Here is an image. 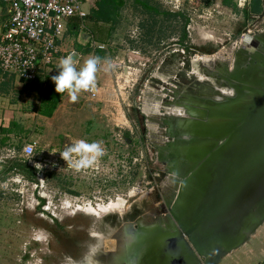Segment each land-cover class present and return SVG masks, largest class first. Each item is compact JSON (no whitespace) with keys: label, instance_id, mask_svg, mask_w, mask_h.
Instances as JSON below:
<instances>
[{"label":"rangeland","instance_id":"1","mask_svg":"<svg viewBox=\"0 0 264 264\" xmlns=\"http://www.w3.org/2000/svg\"><path fill=\"white\" fill-rule=\"evenodd\" d=\"M250 1L232 0L234 6L223 0H184V12L177 16H151L128 4L106 41L91 35L81 44L82 37L77 41L66 32L58 58L80 50L77 69L98 57L94 45H105L95 73L101 88L95 98L81 91L72 101L67 94L66 104L51 117L36 114L37 89L0 88L6 99L0 106L11 102L23 123L16 136L0 134V264H72L91 248V264H98L100 252L115 249L119 221L143 216L150 222L153 212L160 213L175 184L162 176L166 167L158 153L165 131L152 119L184 114L185 107L172 101L201 97L209 85L225 97L235 94L230 84L218 81L222 70L211 65L231 67L244 35L264 31V0L261 13L247 15ZM151 4L173 13L155 0ZM79 29L86 32L85 22ZM59 67L58 60L43 80L51 81ZM79 139L98 142L103 154L77 170L59 152ZM26 143L35 147L31 157L23 154ZM262 251L264 228L247 248L226 255L225 263H258Z\"/></svg>","mask_w":264,"mask_h":264},{"label":"water","instance_id":"2","mask_svg":"<svg viewBox=\"0 0 264 264\" xmlns=\"http://www.w3.org/2000/svg\"><path fill=\"white\" fill-rule=\"evenodd\" d=\"M69 55L75 64L79 54ZM211 66L235 94L209 85L172 101L184 114L152 119L165 131L158 156L175 189L165 217L123 223L106 264H219L264 223V31L244 35L231 67Z\"/></svg>","mask_w":264,"mask_h":264},{"label":"built area","instance_id":"3","mask_svg":"<svg viewBox=\"0 0 264 264\" xmlns=\"http://www.w3.org/2000/svg\"><path fill=\"white\" fill-rule=\"evenodd\" d=\"M92 0H0L8 7V15L0 29V78L14 75L25 82L36 80L42 70L51 69L58 60L59 41L63 40L71 18L85 22ZM167 10H184V0H158ZM104 45L96 44L95 49ZM102 61L97 65L99 67ZM100 82L95 89L82 91L91 98L98 96ZM35 147L23 146V154L31 157ZM264 264V260L256 263Z\"/></svg>","mask_w":264,"mask_h":264},{"label":"trees","instance_id":"4","mask_svg":"<svg viewBox=\"0 0 264 264\" xmlns=\"http://www.w3.org/2000/svg\"><path fill=\"white\" fill-rule=\"evenodd\" d=\"M263 0H251L249 4V9H245L246 14H259L263 10ZM157 2V1H156ZM224 4L226 5H234L232 0H223ZM222 2V3H223ZM158 3V2H157ZM127 1L126 0H96L92 3L90 13L85 19V31L89 36H98L99 40L106 41L108 40L112 33L117 29L121 22V14L124 7H126ZM134 7H140L143 12L149 13L151 16L152 14H166L171 16H177L179 14H183V11L168 13L161 11L159 6H155L151 4V0H133ZM161 5V4H160ZM166 9V8H165ZM167 10V9H166ZM168 11V10H167ZM82 21L78 18H71L69 21L70 31L78 36L79 32L81 31L80 23ZM87 22V24H86ZM105 27L103 28V26ZM108 25V26H106ZM100 29H102L100 31ZM100 35V36H99ZM186 36V33L184 32ZM95 54L98 57H102L104 50L102 49H95ZM45 70H42L41 73L38 75L36 80L32 82H25L26 87L35 88L37 91L40 92L39 98V105L37 107V113L45 116L51 117L54 112L56 111L61 97L65 92L57 93L55 91V84L53 80L51 81H44L43 75ZM46 72V71H45ZM50 78V77H49ZM20 125L15 122L11 121L8 126H1L0 132L1 134H8L13 132V130L19 129ZM7 136V135H5Z\"/></svg>","mask_w":264,"mask_h":264},{"label":"clouds","instance_id":"5","mask_svg":"<svg viewBox=\"0 0 264 264\" xmlns=\"http://www.w3.org/2000/svg\"><path fill=\"white\" fill-rule=\"evenodd\" d=\"M100 61V57L91 56L84 61L82 67L77 69L74 66L73 56L69 55L61 58L59 72L52 77L55 91L57 93L66 91L69 98L75 101L77 94L81 91L94 90L95 73ZM59 154L66 162L72 163L74 161L73 166L79 170L92 165L103 154V149L98 142H87L79 139L65 147Z\"/></svg>","mask_w":264,"mask_h":264},{"label":"crops","instance_id":"6","mask_svg":"<svg viewBox=\"0 0 264 264\" xmlns=\"http://www.w3.org/2000/svg\"><path fill=\"white\" fill-rule=\"evenodd\" d=\"M94 1H96V0H92L91 2H90V5H89V13H90V9H91V6H92V3L94 2ZM127 1V4H126V7H124L123 8V10H122V14H121V21L124 19V13H125V9H127V5L128 4H131L132 5V3H133V0H126ZM155 1H157L159 4H161L164 8H166V6H164L161 2H159L158 0H155ZM3 7V8H2ZM2 7H1V9H0V17L1 18H3V21L5 20V18H6V16L8 15V7L6 6V5H2ZM167 9V8H166ZM121 23V22H120ZM106 26H108V25H106ZM105 27V25L103 26V28ZM70 26H69V23H68V30H67V32H71L70 31ZM102 29H100V31H101ZM75 35V34H74ZM112 35H113V33H112ZM111 35V36H112ZM76 36V39H77V41H79V38L80 37H82V39H80L81 40V44H87V43H89L90 42V39H91V36H89L86 32H82L81 31V33L79 32V34H78V36L77 35H75ZM102 45H104V44H102ZM108 46V45H107ZM81 46H79L78 48H80ZM82 48V47H81ZM104 48H105V45H104ZM97 49H99V48H97ZM102 50H104V49H102ZM62 51H64V49H62ZM78 54H79V59L77 60L78 62H80V60H81V57H82V53L80 52V50H75ZM71 52H74V50L72 49V50H70L67 54H66V56H69V54L71 53ZM65 56V57H66ZM78 62H77V64H78ZM13 76V75H12ZM25 83V81H23L21 78H19V77H11V76H5V77H3V78H0V88L1 89H3L4 87L5 88H10L11 87V89L13 90V89H15V88H20L22 85H25L24 84ZM100 88H101V85H100ZM100 90V89H99ZM2 90H0V92H1ZM99 94V93H98ZM68 95H67V92L65 91V93L62 95V97H61V100H60V104L58 105V106H61V103H63V104H66L65 103V98L67 97ZM6 99L5 98H1L0 97V101H5ZM11 102H8L7 103V107L5 108V106H0V127L1 126H8L9 124H10V122L11 121H15V122H17L18 124H23L19 119H18V117H16V114H15V111H13V108H14V106H13V104H10ZM67 105H69V104H67ZM3 108H5V109H3ZM4 110V111H3ZM36 114H38L37 112H36ZM40 117H43V118H48V117H45V116H42V115H40V114H38ZM21 128V127H20ZM16 130H13V132H11V133H8V134H2V135H14V136H16V132H15ZM0 134H1V132H0ZM264 228V223L262 224V225H260L257 229H256V231L250 236V238L246 241V243H244L242 246H240L238 249H236L235 251H238V250H240V249H242V248H244V247H246L247 248V246H249L250 245V243L260 234V232H261V230ZM235 251H233L232 252V254L235 252ZM262 253L264 254V252L262 251ZM226 260V258L224 259H222V261L219 263V264H226L225 261ZM262 260H264V258L262 259ZM262 260H260V261H262ZM244 264H256V263H254V262H251V261H246Z\"/></svg>","mask_w":264,"mask_h":264},{"label":"flooded vegetation","instance_id":"7","mask_svg":"<svg viewBox=\"0 0 264 264\" xmlns=\"http://www.w3.org/2000/svg\"><path fill=\"white\" fill-rule=\"evenodd\" d=\"M165 141V140H164ZM164 143V142H163ZM164 172V171H163ZM163 172H162V176H163ZM171 192V191H170ZM171 198V195L168 193L167 196L164 197V201L166 203V201H168L169 199ZM165 208V209H164ZM162 207L161 210H160V213H156V212H153V214L151 215L153 220H155V218H158V217H165V215L163 214V211H166L167 210V206L165 205V207ZM137 220V219H136ZM134 220V221H136ZM134 221H126L124 223H128V222H134ZM152 222V220H151ZM149 222V224L151 223ZM118 225V230L122 227V222L119 221V223L117 224ZM97 250V249H96ZM94 251L95 249H92L91 248V251L88 252V254H86L84 256L83 259L79 260V261H75L74 263L72 262V264H91L93 258H92V255L94 254ZM99 251V250H97ZM102 251V250H101ZM101 254H104V256L101 257V260L103 261V264H106V253H104L103 251L100 252ZM95 262V261H94ZM138 264V262L136 263ZM141 264V263H140Z\"/></svg>","mask_w":264,"mask_h":264}]
</instances>
